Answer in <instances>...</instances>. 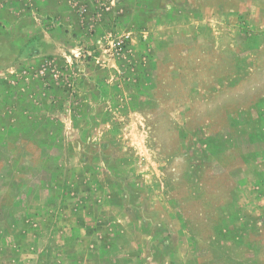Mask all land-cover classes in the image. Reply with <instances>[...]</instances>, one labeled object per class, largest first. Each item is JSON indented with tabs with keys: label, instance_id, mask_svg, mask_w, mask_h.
<instances>
[{
	"label": "rangeland",
	"instance_id": "rangeland-1",
	"mask_svg": "<svg viewBox=\"0 0 264 264\" xmlns=\"http://www.w3.org/2000/svg\"><path fill=\"white\" fill-rule=\"evenodd\" d=\"M150 1L0 0V264H264V0Z\"/></svg>",
	"mask_w": 264,
	"mask_h": 264
},
{
	"label": "crops",
	"instance_id": "crops-1",
	"mask_svg": "<svg viewBox=\"0 0 264 264\" xmlns=\"http://www.w3.org/2000/svg\"><path fill=\"white\" fill-rule=\"evenodd\" d=\"M132 1H134V5H135V9H138V7H140V6H142L141 4L142 3H145V1H149L150 3H151V1L150 0H128V2H132ZM133 8V9H134ZM177 7H174V6H171V8L168 10V9H166V14L167 15H173L174 13L176 14L177 13ZM152 9H149V11H151ZM136 11L137 10H134V13H136ZM157 11H154V12H149V14L148 15H154L153 16V21H155L156 19H157V24H159L162 20H165L166 18H163V16H162V18H158V14L159 13H156ZM8 14V8H6L5 7V5L3 4V5H1V2H0V17L2 18L3 16H6ZM153 21H152V23H153ZM176 38H177V41H181V40H183V38L181 37V35H180V37L179 36H176Z\"/></svg>",
	"mask_w": 264,
	"mask_h": 264
}]
</instances>
